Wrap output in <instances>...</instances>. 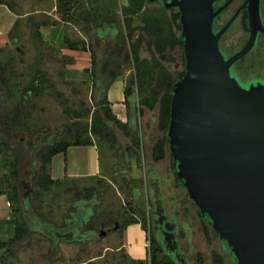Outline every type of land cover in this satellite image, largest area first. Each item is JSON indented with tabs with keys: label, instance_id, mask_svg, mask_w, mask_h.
Instances as JSON below:
<instances>
[{
	"label": "rangeland",
	"instance_id": "1",
	"mask_svg": "<svg viewBox=\"0 0 264 264\" xmlns=\"http://www.w3.org/2000/svg\"><path fill=\"white\" fill-rule=\"evenodd\" d=\"M133 1L0 0L12 3L20 15L9 42L2 47L4 51H0V61L11 64L8 75L16 83L13 97L5 102L6 110L0 111V175L2 171L8 176L9 183L5 190H13L16 186L22 198L27 189L23 182H28L32 188V206L26 208L23 200L21 205L15 202L20 208L15 214L17 223L23 224L25 212L29 220L38 216L43 221L50 220L61 226L75 201L95 198L99 205L93 226L99 234L101 231L107 232L96 240L59 244H55L46 232L29 233L10 248L5 256V264H150L151 250L148 245L154 235V203L146 168L161 176L160 194L169 213L172 212V201L175 203L181 228L179 239L187 257L191 260L199 257L200 264H215V258L219 257L222 264H231L230 258L222 250L219 233L203 221L199 207L180 183L168 146L165 145L163 159H154L155 146L168 134V130L161 129L159 124L161 99L153 107L146 103L139 104V148L134 143L132 130L128 129L126 133L106 119L108 127L103 135L91 131L93 112L101 111L99 95L105 94L96 85L94 73L97 69L92 63L93 56L98 58L99 64L105 58H110L112 74L123 79L125 87L133 78L139 87L141 84L142 88L136 89L139 101L151 98L163 68H168L175 79L185 69L184 46L169 48L166 58H161L154 45L155 35L149 32L159 20L166 30L179 35L181 29L177 27L172 11H154L146 5L145 0L131 6ZM138 4L140 8H137ZM88 14L97 17L96 25L91 26L85 18ZM33 22L40 27L44 25L43 22L49 27L61 23L64 25V37L85 43L88 50H70L65 43L50 41L48 29L45 31L47 39L42 44L32 27ZM106 27L116 29L119 39L108 31L100 47L92 36H97V31ZM136 31L142 34V38L137 43L135 41L132 47L131 36ZM12 36L18 38L16 43ZM55 50H59V53H54ZM136 55L143 61L140 69L133 59ZM35 64L47 72L55 83L57 93H43L33 99V106L29 105V115L26 117L28 130L18 132L15 137L14 145L20 148L21 153H15L2 146L1 137L5 134L1 119L5 120L4 115L15 110L19 98L18 87L30 82ZM148 67L152 74L147 78L144 73ZM119 112L124 114V111ZM78 130H83V135L91 138L97 147L99 174L90 179H66L50 188L38 186L45 146L54 141H74V133ZM49 132L55 135L49 137V142L42 143V136ZM128 145L135 146L140 152L144 166L142 179L133 178L126 153ZM76 154L77 151L74 155L67 154V157L60 155L54 162L57 161L64 169L73 164ZM127 222L132 224L124 228ZM135 224H140L142 228ZM43 230L46 231L45 228ZM159 258L165 260L167 257L160 252Z\"/></svg>",
	"mask_w": 264,
	"mask_h": 264
},
{
	"label": "water",
	"instance_id": "2",
	"mask_svg": "<svg viewBox=\"0 0 264 264\" xmlns=\"http://www.w3.org/2000/svg\"><path fill=\"white\" fill-rule=\"evenodd\" d=\"M215 2L166 0L168 7L181 9L186 58V72L172 88L168 144L180 183L219 233L231 264H264V76L242 77L235 68L264 31L260 0H252L257 11H251L246 47L232 55L221 44L225 28L215 26ZM53 135L44 134L42 143ZM126 151L133 178L142 179L139 150L128 145ZM23 185L29 208L32 188ZM156 214L168 252L189 264L179 248L176 222L169 224L162 204Z\"/></svg>",
	"mask_w": 264,
	"mask_h": 264
},
{
	"label": "trees",
	"instance_id": "3",
	"mask_svg": "<svg viewBox=\"0 0 264 264\" xmlns=\"http://www.w3.org/2000/svg\"><path fill=\"white\" fill-rule=\"evenodd\" d=\"M134 3H130L132 6L133 4H136L140 2L139 0H134ZM11 9H14L12 3L8 4ZM126 7V5H125ZM141 6L138 4L137 8H140ZM137 9H135L136 11ZM87 20H89L91 26L97 24V17L93 14H88L85 16ZM173 19L176 20L179 19V14H176ZM33 24L32 27L35 28V33L37 38L40 40L42 44L45 43L44 39L42 38L41 32H40V25L37 23H31ZM43 24H46L43 22ZM177 27L181 29V24L176 23ZM13 31V30H12ZM12 31L10 35L12 34ZM108 31H112L113 36L115 39H119V34H117L116 29H112L111 27H106L105 29H99L97 31V36H92L93 39L96 41L97 45L100 47L103 46V37ZM170 30H166L160 23V21H156V23L153 24L152 30H150V34L154 33L155 40L154 45L156 47V51L160 54L161 58H166V51L170 49H174L177 46L181 45L184 46V41L181 36V34H174ZM139 32H135L132 38V47L135 46L136 43L140 38H142ZM13 42L16 43L18 41L17 37H13ZM114 41V40H113ZM116 42V41H114ZM64 43L68 45L70 50H88V46L85 43L80 42H74L69 40L67 37L64 39ZM0 51H4V48H0ZM121 51V50H120ZM54 53H59V50H55ZM134 61L138 63V67L140 69L142 62L140 61V56L136 55L133 56ZM185 59V57H184ZM92 63L96 67L97 70H95L96 75V85L101 87V90L105 93L103 96L102 94L99 95L101 100V111L95 110L93 112L94 122L92 124L91 131L95 133H99L103 135L106 128L108 127V123L105 121V119L115 126H119L123 130H125L126 133H128V129L133 131V140L135 145L139 148L140 142H139V135L138 133V115H139V104L140 103H146L149 107H153L159 99H161V108H160V115H159V124L161 129L163 130H169L170 120H171V102H172V88L173 85L180 80L183 75L186 72V67L183 71L178 73V78H174L172 73L169 71L168 68H163L160 73V80L155 87L153 95L151 98L144 99L139 101L138 95L136 92V89L140 90L142 88V85L140 84V87L137 85L135 79H131L129 84L124 88V95H125V104L127 107V115L128 119L126 122L122 121L117 115L113 113V110L111 108V103L108 100L107 92L111 84L116 80L117 76L112 74V69H110V66L112 62L110 61V58L106 59L99 64L98 58L92 57ZM11 64L3 63L0 61V111L6 110V100L9 98H12L15 91H16V83L15 81H12L8 73L10 72V66ZM145 69L146 73L145 76L147 78L151 76V69ZM33 74L31 77L30 82L25 85L24 87H18L19 92V98L16 101L15 104V110L6 113L4 115L5 120L1 119L2 124V130L5 134L4 137H1L2 139V146L6 148L8 151L12 150L15 153H21L20 148H16L15 143V137L16 134L20 131L28 130V126L26 125V117L28 114V107L29 105H32V101L34 98L39 97L43 93H48L51 95H55L57 93V89L55 86V83L52 81V79L49 77L47 72L40 67L38 64L33 65ZM143 70V69H142ZM13 75V73L11 72ZM112 74V75H111ZM111 76L110 78H106L107 76ZM14 76V75H13ZM12 76V77H13ZM105 85H102L104 81H106ZM137 89V90H138ZM83 130H78L75 135L74 141L64 142V141H54L50 142L48 145H46V152L42 156V162L40 165V175L37 179V184L41 188H50L52 185L60 183L64 181V179H53L51 175L49 174L48 168L51 164L53 156H55L58 153L66 152L69 147L71 146H77V145H91L94 144L93 140L91 138L85 137L83 135ZM165 145L168 146V134L166 139L160 140L154 149V159L160 160L165 157ZM135 147V146H134ZM136 148V147H135ZM137 149V148H136ZM170 149V148H169ZM15 174L18 176V171H15ZM150 175L153 174V176H156V183L158 185V190L160 193V185H161V177L156 172L153 171L152 173H149ZM7 180V186L9 183L8 176H6ZM5 192L8 195V198L11 202L12 209L14 211V214L19 212L20 208L15 205V202L19 203V205L22 204V197L19 192L18 187H14L13 190L6 189ZM138 191L135 192V196H137ZM99 205L97 203V200L95 198L92 199H79L78 201H75L73 203V209L69 212V214L64 219V224L59 226L55 224L54 222L47 220L43 221L40 219L41 217H34L33 219H27L25 217V212H23L24 215V221L23 224L18 225L17 219L15 217L14 222L16 224V229L14 235L5 242L0 243V264H5V256L7 255L10 248L15 245L18 241L25 238L29 233L33 232H41L48 234L53 238V241L55 244H59L60 242H67V243H74V242H88L91 240H96L100 236L99 233H97L95 227L93 226V218L96 215V207ZM36 209L35 211H37ZM39 214V213H38ZM131 222H127L124 226V228H127L129 225H131ZM43 228L46 229V231L43 230ZM161 235H154L150 238V264H176L174 261L169 259L168 257L163 260L159 258V253L163 252V246L160 242ZM147 264V263H145ZM215 264H222V261L219 257L215 258Z\"/></svg>",
	"mask_w": 264,
	"mask_h": 264
},
{
	"label": "flooded vegetation",
	"instance_id": "4",
	"mask_svg": "<svg viewBox=\"0 0 264 264\" xmlns=\"http://www.w3.org/2000/svg\"><path fill=\"white\" fill-rule=\"evenodd\" d=\"M145 3L150 9L154 11H172L173 17L176 14H179V19L176 20V23L181 24L180 7L178 6L168 7L166 5V0H145ZM251 5H252V0H216V2L214 3V11H218V14L216 15L215 18V26L217 29L225 28V32L221 38V44L229 55L236 54L242 51L246 47L251 37L252 34L251 11H257ZM260 11L262 13L263 25H264V0H260ZM181 33H182V24H181ZM185 63H186V58H185ZM235 68L238 74L242 77L264 76V31H260L258 33L255 45L246 54H244L243 56L239 57L236 60ZM147 174L149 176L150 186L152 187L151 188L152 200L154 203V210H153L154 233L156 235L160 234L162 237L160 242L163 246L164 256L168 257L176 264H180L176 261L175 256L170 254L168 252V249L166 248L164 237L160 230L161 226L158 223L159 217L156 214V209L159 204H162L164 206V213L168 217L169 224L172 223L173 221L176 222L177 224L176 237L179 242V248L181 252L184 254L185 258L188 260L189 264H200L198 261L200 259L199 257L196 260H191L187 257L185 251L182 249L181 242L179 239L181 228H180V222L178 220L177 210L174 201H172V212L169 213L164 205V197L159 193L158 185L156 183L157 177L153 176V174L152 175H150L149 173ZM202 219L205 223L210 225V223L207 222L204 218ZM186 224L187 223H185L184 225ZM192 248L193 247H191V249Z\"/></svg>",
	"mask_w": 264,
	"mask_h": 264
},
{
	"label": "crops",
	"instance_id": "5",
	"mask_svg": "<svg viewBox=\"0 0 264 264\" xmlns=\"http://www.w3.org/2000/svg\"><path fill=\"white\" fill-rule=\"evenodd\" d=\"M20 15L5 2H0V48L9 42V36L16 27ZM50 30V41L64 43V25L56 23L53 26L41 25L40 32L42 38L46 40V30ZM125 82L121 78H116L108 89L107 96L111 103V108L117 113L119 118L126 122L128 119L127 107L124 95ZM119 111H124V114ZM76 154L73 158V164L64 169L58 165L55 158L67 154ZM49 174L53 179H90L100 172V163L98 162V151L95 144L71 146L66 152H61L53 156L48 168ZM7 185L6 175L1 171L0 175V243L8 241L15 233L16 224L14 222L15 214L11 202L5 192ZM141 227L140 224H135ZM142 228V227H141Z\"/></svg>",
	"mask_w": 264,
	"mask_h": 264
},
{
	"label": "built area",
	"instance_id": "6",
	"mask_svg": "<svg viewBox=\"0 0 264 264\" xmlns=\"http://www.w3.org/2000/svg\"><path fill=\"white\" fill-rule=\"evenodd\" d=\"M148 246H150V244Z\"/></svg>",
	"mask_w": 264,
	"mask_h": 264
}]
</instances>
